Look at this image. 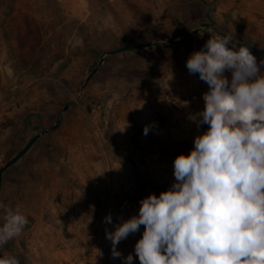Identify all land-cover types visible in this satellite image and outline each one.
I'll return each instance as SVG.
<instances>
[{
	"label": "rangeland",
	"instance_id": "rangeland-1",
	"mask_svg": "<svg viewBox=\"0 0 264 264\" xmlns=\"http://www.w3.org/2000/svg\"><path fill=\"white\" fill-rule=\"evenodd\" d=\"M212 21L264 48V0H0V167L72 100L58 126L3 172L0 203L29 222L13 239L21 252L14 242L0 257L124 264L131 254L140 264L134 246L143 225L116 246L118 258L105 233L138 215L149 194L169 190L175 158L207 131L198 113L209 86L189 74L186 60L217 32L205 27L175 45L164 39ZM151 40L105 55L80 90L105 51Z\"/></svg>",
	"mask_w": 264,
	"mask_h": 264
},
{
	"label": "clouds",
	"instance_id": "clouds-1",
	"mask_svg": "<svg viewBox=\"0 0 264 264\" xmlns=\"http://www.w3.org/2000/svg\"><path fill=\"white\" fill-rule=\"evenodd\" d=\"M233 40L214 33L186 60L189 74L209 86L198 113L209 127L188 155L175 158L170 189L149 194L138 215L106 231L113 258L121 257L116 246L143 225L134 246L140 264H264V61L258 64ZM0 209L2 247L29 221L19 208L0 203ZM104 219L112 222L111 215ZM123 261L133 264V256ZM0 264L20 262L5 254Z\"/></svg>",
	"mask_w": 264,
	"mask_h": 264
},
{
	"label": "water",
	"instance_id": "water-1",
	"mask_svg": "<svg viewBox=\"0 0 264 264\" xmlns=\"http://www.w3.org/2000/svg\"><path fill=\"white\" fill-rule=\"evenodd\" d=\"M205 27H210L211 29H213L214 31H216L218 33H221V34H224V35H228L226 32L222 31L221 29L216 27L211 22H201L198 25H196L194 28H192L190 31L182 34L180 37H177L175 39H164V40H166L168 43H170L172 45H175V44H178V43L182 42L183 40L193 36L194 34L200 32V30L205 28ZM233 42L236 44L237 47L245 46V47H248L250 51L259 52V53L264 55V48L253 46V45H249V44H245V43H242V42H240V41H238L236 39H234ZM153 43H154L153 40L145 41V42H141V43H129V44L123 45L121 47H117V48L109 49V50L105 51L104 55H102L99 58V61L97 62V64L91 69V71L89 72V74L87 75L85 80L83 81L80 90H82L85 87V85L88 82V80L96 72V70L98 69V66L103 62L105 55L112 54V53H117V52L128 50V49L142 48V47H146V46L152 45ZM71 103H72V100H70L69 102H67L63 106L61 113L59 114L58 118L55 120V122H54V124L52 126L46 128V129H42L38 133H35L34 135H32L30 137V139L25 143V145L15 155H13L10 159H8L0 167V185L2 183V177H3L4 170L7 169L12 164H14L20 157H22L31 148V146L34 145V143L36 142V140L40 136H42L43 134H45L47 132H50L53 129H55L58 126V124L60 123V121H61V119L63 117V113L67 110V108L69 107V105Z\"/></svg>",
	"mask_w": 264,
	"mask_h": 264
},
{
	"label": "crops",
	"instance_id": "crops-1",
	"mask_svg": "<svg viewBox=\"0 0 264 264\" xmlns=\"http://www.w3.org/2000/svg\"><path fill=\"white\" fill-rule=\"evenodd\" d=\"M190 140H191V136L188 137V142H189V143H190ZM6 205H7V206H10L9 204H6ZM14 242H16V243L18 244V246L15 247V249H13V251L17 250L16 252H21V249H22L21 243H20L19 241H13V240H11V241H9L8 243L5 244V245H7V247H4V248H3V246H2V247H0V249L3 248V251H2V252H6V251H8L9 249H11V248H10V245L13 244ZM11 250H12V249H11Z\"/></svg>",
	"mask_w": 264,
	"mask_h": 264
},
{
	"label": "built area",
	"instance_id": "built-area-1",
	"mask_svg": "<svg viewBox=\"0 0 264 264\" xmlns=\"http://www.w3.org/2000/svg\"><path fill=\"white\" fill-rule=\"evenodd\" d=\"M96 256H97V251L95 252L94 254V258L96 259ZM69 264H73V263H69Z\"/></svg>",
	"mask_w": 264,
	"mask_h": 264
},
{
	"label": "trees",
	"instance_id": "trees-1",
	"mask_svg": "<svg viewBox=\"0 0 264 264\" xmlns=\"http://www.w3.org/2000/svg\"><path fill=\"white\" fill-rule=\"evenodd\" d=\"M212 23H213V21H212ZM190 29H191V28H189L187 31H190Z\"/></svg>",
	"mask_w": 264,
	"mask_h": 264
}]
</instances>
